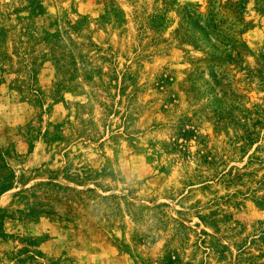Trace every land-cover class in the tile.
Instances as JSON below:
<instances>
[{
  "label": "rangeland",
  "instance_id": "374dc122",
  "mask_svg": "<svg viewBox=\"0 0 264 264\" xmlns=\"http://www.w3.org/2000/svg\"><path fill=\"white\" fill-rule=\"evenodd\" d=\"M0 264H264V0H0Z\"/></svg>",
  "mask_w": 264,
  "mask_h": 264
}]
</instances>
